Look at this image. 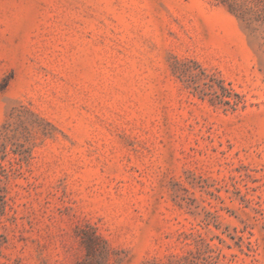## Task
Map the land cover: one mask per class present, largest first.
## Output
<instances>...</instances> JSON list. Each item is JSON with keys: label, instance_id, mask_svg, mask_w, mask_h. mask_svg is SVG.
Wrapping results in <instances>:
<instances>
[{"label": "rangeland", "instance_id": "374dc122", "mask_svg": "<svg viewBox=\"0 0 264 264\" xmlns=\"http://www.w3.org/2000/svg\"><path fill=\"white\" fill-rule=\"evenodd\" d=\"M0 264H264V0H0Z\"/></svg>", "mask_w": 264, "mask_h": 264}]
</instances>
